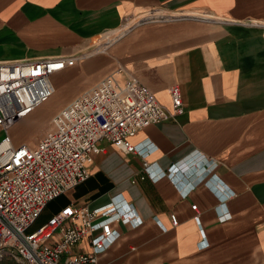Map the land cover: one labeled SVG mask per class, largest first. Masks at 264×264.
I'll list each match as a JSON object with an SVG mask.
<instances>
[{
  "label": "crops",
  "instance_id": "1",
  "mask_svg": "<svg viewBox=\"0 0 264 264\" xmlns=\"http://www.w3.org/2000/svg\"><path fill=\"white\" fill-rule=\"evenodd\" d=\"M154 9L180 17L94 51L96 38ZM62 55L78 60L51 76L44 107L66 106L115 73L137 77L168 108L178 84L184 112L130 138L152 144L146 156L100 140L89 178L50 202L40 224L118 195L143 222L115 223L120 237L100 264H264V0H0V62ZM186 161L176 182L141 178L145 162ZM90 250L84 240L72 253Z\"/></svg>",
  "mask_w": 264,
  "mask_h": 264
},
{
  "label": "built area",
  "instance_id": "2",
  "mask_svg": "<svg viewBox=\"0 0 264 264\" xmlns=\"http://www.w3.org/2000/svg\"><path fill=\"white\" fill-rule=\"evenodd\" d=\"M179 17L154 9L102 36L110 47L141 24ZM77 60L76 55H62L0 62V130L6 132L0 140V258L21 259L25 264H100L99 256L120 237L115 223L137 227L143 222L136 208L117 195L94 209L70 204L35 226L50 202L89 178L88 165L105 151L100 140L125 154L146 156L152 144L135 145L130 138L184 112L178 84L169 89L172 106L168 108L137 77L129 75L122 82L112 73L59 110L38 143H14L12 125L48 102L56 90L51 76ZM215 166L212 161L206 168ZM188 167L186 161L162 170L145 162L141 178L156 182L169 177L176 182L178 169ZM192 207L197 210V205ZM171 219L178 225L175 214ZM84 240L91 250L72 253Z\"/></svg>",
  "mask_w": 264,
  "mask_h": 264
},
{
  "label": "rangeland",
  "instance_id": "3",
  "mask_svg": "<svg viewBox=\"0 0 264 264\" xmlns=\"http://www.w3.org/2000/svg\"><path fill=\"white\" fill-rule=\"evenodd\" d=\"M119 31L113 33V36ZM113 39V38H112ZM106 37L100 36L94 40V51H105L108 49V44H106ZM45 104L38 107L32 114L19 120L12 126L10 133L14 140V143L19 144L26 142L30 145H35L44 136V134L51 127V120L55 113L59 111L64 104L60 106H54L49 109L44 107ZM6 135V132L0 130V140ZM54 207V206H53ZM40 222L38 221L35 226H38ZM0 264H25L21 259H12L9 257L0 258Z\"/></svg>",
  "mask_w": 264,
  "mask_h": 264
},
{
  "label": "bare ground",
  "instance_id": "4",
  "mask_svg": "<svg viewBox=\"0 0 264 264\" xmlns=\"http://www.w3.org/2000/svg\"><path fill=\"white\" fill-rule=\"evenodd\" d=\"M15 123H16V122H15ZM15 123H14L13 125H15ZM13 125H12V126H13ZM11 136H12V135H11ZM12 139H13V138H12ZM13 142H14V140H13Z\"/></svg>",
  "mask_w": 264,
  "mask_h": 264
}]
</instances>
